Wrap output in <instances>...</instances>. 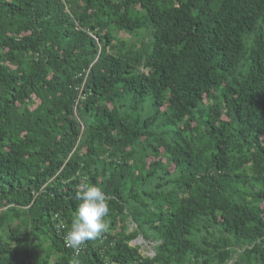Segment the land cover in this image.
Returning <instances> with one entry per match:
<instances>
[{"label":"trees","instance_id":"trees-1","mask_svg":"<svg viewBox=\"0 0 264 264\" xmlns=\"http://www.w3.org/2000/svg\"><path fill=\"white\" fill-rule=\"evenodd\" d=\"M74 258L264 264V0H0V264Z\"/></svg>","mask_w":264,"mask_h":264},{"label":"clouds","instance_id":"clouds-1","mask_svg":"<svg viewBox=\"0 0 264 264\" xmlns=\"http://www.w3.org/2000/svg\"><path fill=\"white\" fill-rule=\"evenodd\" d=\"M74 199L79 203L75 208L73 218L64 235L66 246L73 249L76 256L81 247L91 240L99 238L108 231L105 217L109 214L107 197L103 190L97 186L82 185L75 193ZM56 228L64 230L65 221L57 217ZM73 264H79L74 258Z\"/></svg>","mask_w":264,"mask_h":264},{"label":"rangeland","instance_id":"rangeland-1","mask_svg":"<svg viewBox=\"0 0 264 264\" xmlns=\"http://www.w3.org/2000/svg\"><path fill=\"white\" fill-rule=\"evenodd\" d=\"M132 244H140L141 249L146 254L152 253V246L151 245L153 244V242L145 239L142 235H140L135 240H133ZM233 262H234V259L231 260L228 264H233Z\"/></svg>","mask_w":264,"mask_h":264}]
</instances>
